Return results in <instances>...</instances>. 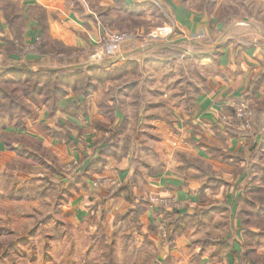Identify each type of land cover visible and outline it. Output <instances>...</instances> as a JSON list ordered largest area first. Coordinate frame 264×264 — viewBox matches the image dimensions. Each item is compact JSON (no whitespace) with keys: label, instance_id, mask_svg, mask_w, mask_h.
Listing matches in <instances>:
<instances>
[{"label":"crops","instance_id":"0c3cea01","mask_svg":"<svg viewBox=\"0 0 264 264\" xmlns=\"http://www.w3.org/2000/svg\"><path fill=\"white\" fill-rule=\"evenodd\" d=\"M184 1L191 0H0V62L9 67L27 65L34 69L45 63L35 51H30V47L36 49V39L41 40L42 30L49 40L88 56L89 52L95 51L96 39L101 32L150 31L157 26V17L163 18L162 8L165 26L172 22L181 30L180 38H176L178 42L185 39L202 46V42L208 39L210 53L220 44L227 43L213 59L215 73L203 75L188 84L191 92L187 90L179 94L158 90L161 86L159 66L167 65V62L150 58L149 72L133 76L135 85L132 91L123 88L126 79L131 78L124 69L123 73L127 75L117 78L121 84L116 90H110L107 84L85 98L70 91L54 111L43 106L37 110L34 121L25 123V130L32 136L29 138L51 152L47 164H72L68 176L62 174L66 179L60 183L63 189L57 190V184L56 188L53 187L60 193L58 200L62 201V214L69 215L74 223L91 222L89 228L102 230L107 237L117 232L122 224H115L117 216L133 210L140 201L144 207L139 218L143 231L135 239L141 242L147 227L152 225L155 229L157 222L162 220L157 206L149 202L150 198L173 197L176 206L171 208L181 217L175 247L181 246L184 239H191L186 234L198 211L206 210L215 200L235 210L237 190L242 181L258 177L262 172L264 125L257 122V114H254L249 138L224 135L227 126L219 118L230 117L232 108L241 103L254 113L257 108H263L264 37L261 33L264 28L255 20L254 14L248 21L237 20L231 25L220 21L217 11L223 0L217 1L210 14L202 8L186 7ZM15 35L18 40L13 46L14 49L22 47L20 54L7 51ZM236 39L252 43V46L243 48L240 42H235ZM133 42L128 41L118 51L109 53L96 66H104L106 72H110L130 62L133 66L137 64L140 72L147 60L143 57L127 58L133 50L139 52L132 47ZM198 55L200 53L192 54L195 63L209 64L201 61ZM90 57H86L87 61ZM148 81L151 84L146 86ZM251 86H256V90L244 97ZM132 94L146 102H140L139 110L135 102L129 101ZM117 129L120 132L114 144L99 159V151L106 146L110 131ZM134 129L139 133H134ZM142 129H149L150 135L154 134L149 149L155 159L139 167L137 156L144 145L148 146L142 140ZM250 144L258 151L250 150ZM3 152H0L2 160L15 157L13 152ZM182 156L199 161L209 168L213 177L220 178L226 185L217 189L211 186L201 193L206 176L201 178L199 168L186 166ZM257 162L260 163L258 167L255 166ZM83 171L85 176L77 182ZM72 183L73 188L69 187ZM124 185L130 186L129 200L123 194L113 199L108 197L109 192ZM67 190L69 196L63 195ZM6 206L13 211L15 207H22V212L29 210V205L20 202H8ZM239 231L236 237L241 236V227ZM148 237L156 242L154 234ZM235 242L239 241L235 239ZM232 250L237 252V249ZM171 252L175 254V251Z\"/></svg>","mask_w":264,"mask_h":264},{"label":"rangeland","instance_id":"374dc122","mask_svg":"<svg viewBox=\"0 0 264 264\" xmlns=\"http://www.w3.org/2000/svg\"><path fill=\"white\" fill-rule=\"evenodd\" d=\"M217 1L212 2L207 10L210 9L212 12L216 7ZM183 4L192 9L202 8L203 10H205L204 4L205 6L207 5V3L203 4L201 0L184 1ZM162 10L163 18L157 17V26L152 28V30L144 33L129 31L120 33L101 32L96 39L95 51L88 53V56H90L101 49L98 40L105 33H132L136 35V38L130 40V42L134 41L132 47H136L139 52L133 50L132 54H129L127 58L143 57V60H147V65L143 66L141 73L137 64L133 66L132 63L127 62L128 65H123L110 72H106L104 66H100L102 67L101 71L91 72L92 74L90 75V73L86 72L87 67L98 65L101 61L96 63L91 59L87 61L86 57L88 56L82 52L78 53L77 50L72 52V61L68 59L63 64L45 61L43 65H39L40 68H34V70L38 69L41 72L61 70L62 74H69L75 71L83 72L85 76L81 78L83 79L82 81L74 78L72 80L73 86L70 81L67 82L66 86H63L65 84L62 85L60 91L64 93L69 90L65 92L66 95L71 89H74L73 87L79 88L78 90L81 91L89 89L90 87L87 83L91 80L92 85L96 88H103L109 84L110 90H116L118 85L121 84L118 83L117 80L119 79L117 78L127 74L131 78L126 79L125 84L123 83V88L127 90L130 88L128 91L130 92L135 85L133 76L147 74L149 72L150 58L155 57V54H160L161 57L158 60L167 62V65L163 64L161 66L159 64L161 69L157 71L161 86L158 87V90H171L174 93L179 92V94L187 90L191 92L192 88L188 84L197 81L203 75L209 76L215 73V64L211 59H202L201 61L205 60L206 63H209L203 66L200 63H195L192 57V54L196 55L198 53L200 55L197 57L200 58L209 56L212 51L210 49L211 43L208 39L202 42V46L195 45L185 39L178 42L176 38H180L181 30L175 24L177 28L172 22H169L170 17L167 19L169 23L166 26L171 25L173 33L168 37H150V34L157 28L165 26V12L163 8ZM218 10V19L223 21V23L231 25L233 21L235 23L237 20L245 22L254 14L255 20L260 24L261 28H264L263 0H223ZM261 34L264 37V30ZM172 35H175V38H172ZM36 41H38L37 48L40 40L36 39ZM35 50L30 47V51ZM8 68L13 67H9L5 62L1 61L0 75L5 73ZM124 69L128 72L127 74L123 73ZM19 78L13 77L14 82L0 79L1 91L9 95V98L0 95V152H13L15 155L14 158L7 160H2L0 155V264H239L240 257L238 256L241 252L242 256L244 253H251L242 264H252V262L253 264H262L261 258H264V215H258L256 207H264L258 201V197L264 194V162L261 164L262 172L258 173V177H248V180L242 184V189L238 191L240 195L241 192H249L246 196L247 200L241 201L242 203L240 204V207L246 212L242 215L245 221L243 226L241 225V220L236 217L239 212V201H236V209L233 210V207L231 208L233 211L225 206L228 209L227 211L210 212L207 210L206 212L203 211V214L199 211L198 213H201V217L199 215L198 218L191 221L193 226L186 234L191 239L189 241L184 239L181 242L183 247H175V239L170 246L164 244L166 231L164 228V237H162L159 232V225L164 222L161 219L157 222L155 229L152 225L147 227L142 241H137L135 237L141 236L143 231L139 222L141 215L136 217L133 214H127L126 216L130 219L128 221H123L125 216L121 219H119L121 215L117 216L115 224L122 223L121 225L123 226L121 227L120 225L119 230H116L117 232L107 237L102 230L89 228L88 226L91 222L78 221L74 223L69 215L62 214L63 211L60 206L62 201L58 200L60 193L50 189V185L56 188L57 184V190L59 188L63 189V185H60V183H64L66 179H64L62 174L68 176L73 167L71 163L65 165L47 164L46 162L50 158L49 153L51 152L44 146H40L32 138H29L32 136H29L30 132L27 133L23 124L25 120L34 121L36 118L30 120L32 118L27 117V110L20 108L30 106L27 104L28 99L24 94L28 89L27 87L31 89V86L37 80L36 77L30 75L29 81H26V77L22 80ZM49 84L52 86L54 83L51 82ZM150 84L148 81L146 86ZM135 96L132 94L129 101L135 102V106L139 110L140 102L143 104L144 100L142 101L138 95V98ZM38 97L37 95L35 103L31 102L32 105L39 106L37 100L41 101L42 96ZM11 99L13 103L10 106L8 103ZM144 103L146 104L145 101ZM31 116L37 117V112L32 113ZM22 120L24 121L22 122ZM142 130L144 131L142 135L144 139L142 140H145L144 143L148 144V146L144 145V149H140L141 151L137 156L139 167H144V165L152 163L155 159L153 152L149 149V142L154 134L150 135L149 129ZM133 131L134 133L136 131L139 133L138 130L134 129ZM133 131L132 136L134 135ZM17 147L19 150L16 149ZM19 151H23V154L19 155ZM255 166H260V163L257 162ZM254 170H257V168H254ZM250 178L251 180H249ZM44 179H50L52 184L44 183ZM244 187L246 188L243 190ZM249 188L252 189L250 190ZM146 201H148V198ZM8 202L27 204L29 205V210L22 212V207H18V209L15 207L14 211L10 210L6 206ZM222 205L224 204L222 203ZM155 206L157 208L174 209L169 207L170 205ZM16 213L17 216H14ZM19 218H23V221ZM116 225H114L113 229ZM241 226L244 231H246V228L250 229L252 234L244 238L242 236L236 237L240 233L239 229ZM150 234H154L156 242L148 239ZM255 235L260 236L255 237ZM235 239L239 242H235ZM233 248L237 249L238 253L236 252V256L233 254L235 253L232 250ZM171 251H175V254H172Z\"/></svg>","mask_w":264,"mask_h":264},{"label":"trees","instance_id":"16d2710c","mask_svg":"<svg viewBox=\"0 0 264 264\" xmlns=\"http://www.w3.org/2000/svg\"><path fill=\"white\" fill-rule=\"evenodd\" d=\"M201 1L203 2V4L207 3L208 6L207 5L205 6V4H204V8L207 11V13L210 14L211 13L210 9L209 10H207V9L209 8L210 4H212V2H214L215 0H201ZM16 40H18V39H17V36L15 35L14 40H12L10 42L9 47L7 48V51L13 52V50H14L15 52L20 54L22 52V50H23L22 47L17 45L18 46L17 49H14V46H13V43H15ZM235 42H240L241 45L243 46V48H249V47L252 46V43H247L246 41H244L242 39H236ZM226 45H227V43L220 44L216 48V50L214 52H212L209 56H207L206 58L205 57L201 58V59H211L213 61V63H214V60H213L214 57L218 56L220 54L221 50ZM74 51H76V50L75 49L66 48V47L62 46L60 43H57V42L49 40V38L47 37V34L45 32H43V30H42V36H41L40 43H39L38 47L35 50L36 54H38L45 61H48V62L51 61L52 63L53 62L54 63L57 62L59 64H63L68 59L70 61H72L71 60V58L73 57L72 52H74ZM66 56H67V58H65ZM160 57H161L160 54H155V57H152L151 59H157L158 60V59H160ZM101 68L102 67L96 66V65L88 66L87 69H86V72L90 73V75H91L92 74L91 72L101 71L100 70ZM29 75L36 77L37 81H35V83L31 86V89H30V87H27L28 89L25 91V94H24L25 97L28 99L27 104L30 105V106L21 107L20 109L27 110V112H28V116L27 117H31L32 118L30 120H34L36 118V116L35 117L31 116V114L32 113H36L37 110L39 108L43 107V106H46L49 110L54 111L58 107L60 101L65 97V95H66L65 92L69 91V90H66L64 93H63V91H60V89H62V85L65 84L63 86H66L67 82L70 81L72 86H73L74 83H73L72 80L74 78H77L78 81H82L83 79H81V78H83V76H85V74H83V72H81V71H75V72L69 73V74H67V73L62 74L61 70H50V71L41 72L38 69H35V70L31 69L27 65H21L19 67H15V68L14 67L13 68H8L5 73L0 75V79H3L5 81H7V82H9V81L14 82L15 80L13 79V77H20L19 78L20 80H22V79H24L26 77V81H29ZM91 81H89V83H87L89 85V87H90L89 89L81 91V90H78L79 88L76 89L75 87H73L74 89H71V91L76 93V94L79 93L83 98H85V97H87L89 94H91L96 89V87L94 85H92ZM51 82L54 83L52 86L49 84ZM255 90H256V86L255 87L251 86L246 91L244 97L250 96L253 93V91H255ZM0 95H2L3 97L9 98V95H6V93L4 91H1V89H0ZM37 95L39 97L42 96L41 97L42 98L41 101H39V99L37 100V103L39 104V106L31 104V102L35 103ZM12 103H13V100L11 99V101H9L8 105L11 106ZM241 104H244V103H241ZM249 109L251 111L253 110L250 107H249ZM256 110H257V113H254L252 111L251 130H252V127H253V122H254V114H257V116H256L257 117V122L260 123V126L264 125V106H263L262 109H258L257 108ZM232 112H233V110H232ZM23 121L24 120H22V122ZM27 121L28 120H25V122L23 124V127L25 126V123ZM96 125H98V124H96ZM119 132H120V130H118V129L110 131L109 136H108L107 141H106V146L99 151V159L102 158L104 155H106L109 152V150L111 149V146L114 144V139H115V137H117ZM249 132L244 133V132L237 131V130L231 128V127H225L224 135H226L228 137H235V138H249L251 136V133H249ZM249 148L253 152H257L258 151V149L255 148L252 144H250ZM18 153H19V155L23 154V151H19ZM181 158H182V160H183V162L185 163L186 166H194V167L199 168L201 170V173H202L201 174V178H204L206 176V178L203 181V184L201 185L202 186L201 187V193L206 188L211 187V186L214 189H217V188H219L222 185H226L224 183V181H222L220 178L213 177L211 172H210V170H209V168L203 166L199 161H196V160H193V159H188L185 156H182ZM256 159H258V158L256 157ZM238 161H240V160L238 159ZM84 176H85V172L83 171L77 177L76 181L80 182ZM247 180H248V178H245L242 182L245 183ZM249 180H251V178ZM44 183H49L50 184L51 183L50 179H44ZM42 184H43V182H42ZM73 186H74V183L69 185V187H71V188H73ZM245 186L247 187V185H245ZM38 187H39V185H38ZM246 187H244L243 190ZM50 189H52V190L54 189L52 187V185H50ZM241 189H242V185H241V187L238 188L237 191H239ZM258 191H262V190H258ZM66 194L69 196L70 192H68V190H67V192L65 194H63V195H66ZM121 194H123L124 196L127 195L128 196L127 199L129 200L130 197H131L130 196L131 195L130 186L129 185L121 186V187L117 188L116 191L109 192L108 197L110 199H113V198L119 197ZM248 194H249L248 191H244L243 193L241 192V195L239 194L238 195V199H237V202L239 201L238 202V210H239V212L236 215V217L241 220V223H242L241 225L242 226L245 223L242 215L245 214L246 212H245V210L242 209V207H240V204L247 200L246 196ZM26 196H28V194H26ZM258 201L260 202L261 205L264 206V194L261 197H258ZM223 204L224 205H222V203L219 204V202H217L215 200L213 203H211L208 206V208L206 210H201V212L203 214L204 213L203 211L206 212L207 210H209L210 212H214V211L217 212L219 210H226L227 211L228 209H226L227 208L226 204L224 202H223ZM251 204L254 207L252 202H251ZM259 207H256L257 208V213H258V215L262 216V215H264V207H260V208ZM143 209H144L143 203H140V201H139L137 203V205H136V209L135 210L131 209V210L127 211V213H125V215L121 216L119 219H121L122 217L125 216V219L123 221L130 220L126 216L127 214L128 215L133 214L136 217L137 216L139 217L143 213ZM198 212L196 213L195 218H198V216L201 214V213L199 214ZM158 214L160 216H162V220H163L164 225H165L166 239L164 241V244L170 246L171 244H173V240L176 238V236H177V234L179 232L181 217L177 216L176 211H174L172 209L163 208V207H159L158 208ZM200 217H201V215H200ZM242 226H241V230H242L241 236H242V238L248 237L249 234L250 235L252 234V231L250 229L246 228V231H244ZM258 234H262V233H258ZM259 236L260 235H255V237H259ZM241 253L238 256V257H240L239 264L240 263L241 264L244 263V261L247 260L246 258H248V255L250 256V254H251L250 252H248L247 254L244 253L243 256H242ZM233 254L235 256L237 255L236 253H233ZM261 262H262V264H264V258H261ZM252 264H253V262H252Z\"/></svg>","mask_w":264,"mask_h":264},{"label":"built area","instance_id":"2783aa9c","mask_svg":"<svg viewBox=\"0 0 264 264\" xmlns=\"http://www.w3.org/2000/svg\"><path fill=\"white\" fill-rule=\"evenodd\" d=\"M173 33V28L171 25L163 26L157 28L153 33L150 34V37H168ZM136 38V35L132 33H123V34H103L98 40V44L101 46L99 51H96L91 55L90 59L93 62L102 61L105 56L109 53L116 52L120 49V46L130 40ZM38 42V41H37ZM32 48V47H31ZM100 48V47H99ZM219 120L222 124L227 127H231L240 132H249L251 130V120H252V111L246 104L236 105L233 108V114L230 117H220ZM149 202L152 205H164L169 207H175L176 202L172 197H152ZM164 223H160L159 232L164 237Z\"/></svg>","mask_w":264,"mask_h":264}]
</instances>
